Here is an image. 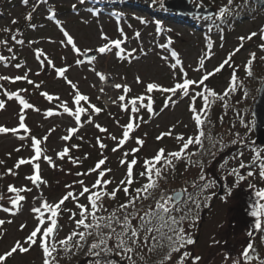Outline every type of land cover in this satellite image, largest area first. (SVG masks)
I'll return each mask as SVG.
<instances>
[{
	"label": "rangeland",
	"instance_id": "374dc122",
	"mask_svg": "<svg viewBox=\"0 0 264 264\" xmlns=\"http://www.w3.org/2000/svg\"><path fill=\"white\" fill-rule=\"evenodd\" d=\"M12 1V3L8 4L9 0H0V8H3V12L0 10V40H7L8 42L7 45L0 44V55L8 58L14 55L16 59L0 61V75L14 77L27 72L30 79L36 83H43L37 89L25 81H17L15 83L0 81V85L3 86L0 88V99L6 101L5 108L0 110V125L9 128L17 127L20 112L19 103L14 99L8 100L4 95V90L15 92L19 89H27V92H22L21 95L35 107L39 108L40 111L27 110L25 122L31 129V135L37 138L48 135V140L41 147L46 149L47 155L53 157L57 167L52 168L41 159L42 176L47 181V185H41L40 188H36L30 181L25 179L33 171L29 165H22L19 169H16L15 171L18 172L16 176L6 174L7 169L13 168L20 158H30L34 155V152L31 148L30 139L20 140L18 138L19 135H25L23 131L17 135H12L11 133L0 134V161H4L3 164H0V193L5 197L4 200H0V204L5 207H11L8 197L14 194L7 192L8 185L32 188L31 192L23 193L26 196V200L22 202L21 208L15 216L0 211V219L13 221L11 224L6 223L3 228H0V231L6 233L0 239V253L6 251L14 241L23 240L35 228L37 224V220L35 219L36 214L31 209L40 206L41 200L46 198L50 203H54L67 191L79 192L80 185L74 182L81 179L89 186L94 183L97 178L96 173H92L89 176H77L76 173L87 172L103 156L107 157L106 164L103 167L112 169L105 177L106 179L114 180V183L108 186L109 190H111V188L115 187V183L125 176L126 166H122L120 160L125 151L136 147L135 137L145 139L144 147L137 154L140 158L139 164L134 169L135 178H137V174L143 170L140 165H142L144 158L154 156L160 148H165L166 151H178L181 145L175 139L176 135L183 134L185 139H187V137L197 134L196 125L191 118L192 113L189 111L190 99L188 97L178 99L175 104L170 103L169 107L161 113L159 109L163 107L164 96L155 93L154 110L158 114L151 115L146 110H142L140 115L145 122L140 123V127L133 134L134 138L129 140L123 148L113 152L112 149L116 146V142L109 138V133L119 138L122 133L119 125H124L129 120L128 114L119 106V101L117 103L112 102L119 95L123 94L122 89L117 90L112 87L114 83H127L130 85L132 88L130 96L142 94L145 84L151 81L171 86L174 80L173 70L169 67V64L174 61L169 53L173 49L179 53L183 61L184 70L188 73V78L198 80L203 70L198 72L195 69L198 67L199 59L205 57L209 52L207 47L209 42L213 45L210 50L212 55L210 59L205 60V67L211 71L227 57L228 53L240 45L241 41L239 37L247 36L251 32L259 33V30L264 27V18H262L257 21L244 20L234 28L221 27L213 29L212 27L204 26V19H195L191 23L186 22L187 15L181 21L162 19L148 12L152 7L147 3L142 5L144 6L143 9L140 7L141 5H136L135 3L126 5V7L122 5L113 8L106 6L104 1H100L102 7L93 9L85 3L81 4L79 0H48V3H39L37 10L33 12L32 19L29 22L26 21L25 17L29 12H32V6L34 3H38V0H29L27 6L22 3V0ZM216 2L217 5L213 7L216 13L212 18L218 15L219 9L222 7L228 9L224 15L226 16L227 13L231 12L229 11L230 7L235 6V2L238 5L243 0H233L231 5H229L228 0H216ZM74 4L77 6L76 9L72 7ZM191 4L195 5V2H191ZM92 5H97V3ZM49 8H54L57 13V19L73 35L78 46L82 49H95L105 43L101 39V32L113 39L120 38L119 29L123 28L127 40L122 46L126 48V52H131V56H126L122 60L111 53L104 55L96 54L98 56L95 62L97 71L109 77L107 82H101L89 70V65L77 66L75 64L77 56L72 52L70 47L61 46L59 42L64 37L55 21L48 19L50 15L48 12ZM93 12L98 13V15L93 14ZM140 18H143L146 23H141ZM13 20H16L17 23L13 24ZM32 25H35V27L33 28ZM158 27L159 31H157ZM4 28L11 29V32H4ZM17 29H19L20 33L17 35V40H23V44H18L11 38ZM137 32L140 34L139 38L136 36ZM169 39L172 41L171 45L167 49L161 48L160 45L167 44ZM30 41L33 43H30ZM262 43H264V40H261L259 34L251 40L243 41V48L233 57L234 65L238 66L237 89L230 95L225 96L223 100H216L208 113L211 123L206 122L204 131L206 130V126L212 124V128L215 131L219 132L221 136L225 135L223 137L225 143L234 141V139H242L245 143L250 137L249 135L254 124L252 106L256 99L253 87L259 90L261 84L257 85L255 83L258 80H264V74L260 75V71H264V60L260 59V57H264V50L260 48ZM9 47L12 49L11 52L8 51ZM37 48L44 50L57 67L71 65L67 73L69 79L78 82L80 90L90 97L91 103L104 109L99 115L92 116L93 124L87 123L86 116H82L81 123L83 126L70 141H63L61 137L66 134L67 128L75 126L74 119L67 114L46 117L44 115L45 111L49 108L55 109V104L58 102L49 103L40 93L47 91L50 94L59 95L62 100L68 101L71 106V89L62 79L56 77L52 68L48 67L41 70L39 61L35 58V50ZM133 49H136V51L132 52ZM253 52L256 54V60L253 64V75L249 77L245 72L244 65L249 59V54ZM163 56H168V60L162 59ZM17 63L21 64L22 67L16 68L15 65ZM261 65H263L262 68L260 67ZM38 72L39 75L36 74ZM231 74L232 68L225 66L221 72L206 81V84L217 93L223 94L225 89L230 85ZM137 76L144 81L143 84L135 82ZM101 88L104 89L103 92L100 91ZM174 99L176 98L174 97ZM196 105L197 107L202 106V101L199 98L196 100ZM241 119H243L244 124L241 123ZM117 121L119 124H117ZM95 123H100L106 127L108 133H100L94 127ZM173 125H175L174 128ZM49 129L55 130L49 135ZM169 129H172V136H165L161 140L156 139L161 133H165ZM237 133L239 134L238 136ZM79 137H83V140ZM97 137H101L102 142L107 145L105 149L101 150L99 148ZM202 142L204 146V138H202ZM68 144L79 145L78 149L74 148L71 150L70 155L73 158H79L80 163L73 164L67 157L64 160L56 158V153ZM195 146H190V153H194ZM17 148H20L19 152L15 150ZM200 148L203 147L200 146ZM236 148H239L243 153L242 156H237L238 152H234ZM241 148V146L236 147V144L233 143V146L226 149V153H223L222 148L214 145V157L207 166L199 164L187 165L185 162L184 165L180 164L178 168L181 167L183 170L181 169L182 173L180 174L178 184L183 185L191 179L190 183L194 185L195 182L197 185L201 181L200 176L202 174L205 177L204 181L211 182L212 172H214L216 167L221 171L223 178L231 182V187L244 186L256 191L264 188V180H261L258 175V165L251 169L256 174L248 177L250 183L245 179L237 182L238 177L230 174L233 169H239L241 160L246 165H249L255 154L251 150V146ZM86 155L87 158L85 159ZM262 157H264V152H262ZM131 158V156L128 157L129 160ZM244 169V174L247 175L249 169L247 167ZM239 172L242 175L241 169H239ZM65 185H73V187L69 189ZM250 185H254L255 187H250ZM194 188V186H190V188L184 189L190 191ZM41 193H43L42 196ZM229 200V198H224L217 201L218 203L213 207L212 212L210 211V214L206 215L204 227L200 234V242L194 244L196 248L190 249V253L195 252L196 256L201 257L198 264H206L205 260L208 258L202 256L206 255V248L214 241L219 226L224 223L223 219L226 218L227 212L225 202H229ZM79 202L87 204L86 199L83 197L80 198ZM112 202L111 200H107L105 204L108 205V208H111L108 203ZM254 202L255 200H253ZM62 207L76 212L77 216L75 219L78 220L80 218L78 215L79 209L76 208L75 203L71 199L66 201ZM64 216L63 219L62 215L59 217L58 223L61 227L52 238L56 243L57 252L63 251L62 246L59 245V240L64 239L74 230H80L76 228L74 220L70 219V212H65ZM22 224L26 225L23 230L20 228ZM187 225L184 221V228ZM196 236L197 233L193 235V238L195 239ZM182 253L183 251L180 254H174V262L179 260L176 256L178 254L180 256ZM107 257H110V255ZM8 264H42V250L38 246H33L28 253L15 255L14 258L8 261ZM78 264H85V261H80ZM88 264H91V261ZM185 264H189V262L186 261Z\"/></svg>",
	"mask_w": 264,
	"mask_h": 264
},
{
	"label": "snow or ice",
	"instance_id": "6c2138e0",
	"mask_svg": "<svg viewBox=\"0 0 264 264\" xmlns=\"http://www.w3.org/2000/svg\"><path fill=\"white\" fill-rule=\"evenodd\" d=\"M81 4L85 3V0H79ZM155 2V0H154ZM233 0H228L229 5H231ZM24 5L29 4V0H22ZM39 3H48V0H38V3H34L32 6V12H29L25 19L26 21H31L32 14L37 10ZM73 9H76L74 4ZM228 11L226 7L219 9L218 15L223 17ZM48 16L49 20H54L57 27L63 34L64 39L59 43L63 47H70L72 52L77 56L75 64L77 66L87 64L90 66L89 70L92 71L101 82H107L109 77L97 71L95 67V62L98 59L96 54H114L120 59H125L126 56H131V52H126V48L122 45L125 44L127 36L124 33L123 28L119 29L120 38H110L101 32V39L105 41L101 46L92 49L84 48L78 46L77 41L70 34L68 30L65 29L63 24L57 19V13L54 8H49ZM93 14L98 15V13L93 12ZM209 18H211L209 16ZM141 23H146L143 18H140ZM13 24L17 21L13 20ZM34 28L35 25H32ZM159 27L157 31H159ZM4 32H11V29L4 28ZM19 29L16 33L12 35V40L18 44H23V40H17V35H19ZM260 35L261 40H264V27L257 32H251L247 36L239 37L241 41L240 45L235 48L232 52L228 53L227 57L211 71L207 70L205 67V60L211 58V49L213 47L212 43L209 42L207 47L209 52L205 57L199 59L198 67L196 71H201L202 75L198 80H193L188 78V73L184 70L183 61L181 60L179 53L176 50H170V56L174 62L169 64V67L173 70V80L174 83L171 86H165L157 81L147 82L144 87V92L135 96H130L132 88L127 83H114L112 87L117 90L122 89L123 94L119 95L113 103L119 101V106L126 112L129 116V120L124 125H119L122 129L121 136L118 138L115 135L109 133V138L116 142V146L112 149L113 152L118 151L123 148L124 145L131 139H133V134L136 129L140 127L143 117L140 115L142 110H146L151 115H157L158 113L154 110V94L159 93L164 96L163 107L159 109V112H163L171 104H175L176 101L182 97H188L190 99L189 111L192 113V120L194 121L197 129V134L195 136H189L187 139L183 134L175 136V139L180 142V148L178 151H166L165 148H160L157 150L156 154L151 157H146L143 159L142 165L140 167L143 169L139 172V176L146 180V183L139 187H133L137 183L135 180V167L139 164L140 158L138 153L145 145V139L141 137H135L136 147L131 148L129 151L123 153V157L120 160L122 166H126V173L123 179L115 183V187L109 190V185L114 183L113 179H106V175L112 171V169L103 167L106 164L107 157L103 156L99 159L95 166L88 169L87 172H77V176H89L92 173H96V180L90 186L85 183L83 179L75 181V184L80 185L79 192L67 191L57 202L50 203L46 198L41 200L40 206L33 207L31 211L36 214L35 219L37 224L35 228L23 239L16 240L14 243L3 253H0V264H8L11 258H14L17 254L28 253L33 246H38L42 250V264H59L56 257L53 255L57 252L56 243L52 240L55 233L61 227L58 223L59 217L63 212H70V219H73L77 229H83V231L74 230L64 239L59 240V245L62 246L65 252H70L72 248L80 249L84 247L87 242V238L92 236L93 242L90 244L88 249V254L94 257H100L102 254L104 256L116 255L120 257L121 261H127L128 264H137V261L133 258L138 256L140 261L147 264L146 254H144V249H147V253H156L162 251L165 248L166 252L161 256L159 264H169L173 260V253H180L181 249H186L187 246L194 245L196 243L195 239L191 233L187 232L183 226L184 221L192 220L195 221L198 217L192 214V209L182 207L180 201L186 194L187 190L175 192L174 195H169L164 191L159 192V198L155 197V193L160 189V181L167 180V173L169 171H174L176 168V161H181L189 158L194 153H189L188 150L191 145H199L203 147L202 138L209 139L212 142V137L210 134L204 131V126L206 122L211 123L208 118V113L211 109L212 104L216 100H223L225 96L230 95L237 89V69L238 66L234 65L233 57L243 48V41L251 40L253 37ZM139 32L136 33L137 38H139ZM222 38V37H221ZM7 40H0V44L7 45ZM30 43H33L30 41ZM171 39L168 40L167 44H161V48L167 49L171 45ZM260 48L264 50V43L260 45ZM8 51L11 52L12 49L9 47ZM133 49L132 52H135ZM141 51H143L141 49ZM93 53V54H90ZM35 58L39 61L41 70L45 68H52L58 79H62L71 89V106L68 101L61 99L59 95L50 94L47 91H42L40 93L49 103L58 102L55 104V109L49 108L45 111L44 115L46 117H53L56 115L67 114L72 117L75 121V126L69 127L66 130V134L61 137L63 141H70L83 126L81 123L82 116H86L87 123L93 124L92 116L99 115L104 109L98 107L96 104L91 103L90 97L84 94L79 86L78 82H74L69 79L67 73L71 65H65L62 67H57L53 60L47 56L44 50L37 48L35 50ZM9 59H16L13 55L11 58L0 55V61H7ZM162 59L168 60V56H163ZM264 60V57H260ZM256 60V54L250 53L249 59L244 65L246 74L251 77L253 75V64ZM7 66V64H5ZM225 66L232 68V74L230 78V85L225 89L223 94L217 93L214 89L210 88L206 81L211 77L215 76L217 73L221 72ZM16 68L22 67L21 64L17 63ZM30 71V70H29ZM39 75V72L36 73ZM0 81H8L10 83H15L17 81H25L29 85H33L35 88L39 89L41 87L40 83H36L29 78L27 72L23 75H16L10 77L7 75H0ZM135 82L137 84H143L144 81L137 76ZM3 86L0 85V88ZM95 87V85H93ZM199 89V90H197ZM101 92L104 91L103 88L100 89ZM22 92H27V89H19L15 92H9L4 90V95L8 100H15L20 105V112L18 115V126L17 127H7L0 125V134L17 135L21 131L25 135H19L20 140L30 139L31 148L34 155L30 158H20L14 165L13 168L7 169L6 174L13 176L18 175L15 171L19 169L22 165H29L32 168V174L25 177L26 180L30 181L32 185L36 188H40L41 185H47V181L42 176L41 170V159L46 162L50 167L56 168L57 165L52 156L46 154V149L42 148L41 145L48 140V135L41 138L31 135V129L26 124V111L33 110L39 112L40 109L35 107L30 103L24 96L21 95ZM174 97L176 99H174ZM199 98L202 101V106L197 107L196 100ZM86 105V106H85ZM6 106V101L0 99V110H3ZM223 119V118H221ZM241 123L244 124L243 119ZM117 124L119 122L117 121ZM246 126V125H245ZM94 127L99 130L100 133H108V129L102 126L100 123H95ZM175 125H173V128ZM55 129H49V135ZM172 129L165 133H161L156 139L161 140L165 136H172ZM239 134L237 133V136ZM83 140V137H79ZM97 144L101 150L105 149L107 145L102 142L101 137H97ZM233 143H236L234 140ZM240 143L243 144L244 141L241 139ZM255 145V142H252ZM23 147V145H22ZM78 149L77 144H68L62 148L61 151L56 153V158L59 160H64L66 157L72 161L73 164L80 163L79 158H73L70 155L72 149ZM17 152L20 148L15 149ZM254 156L252 157L251 163L246 165L242 160L239 164V169L251 168L258 164V175L261 180H264V159H262V152L264 149L258 147H253ZM10 155V154H9ZM238 155L242 156L243 153L240 152ZM131 156V160L128 157ZM87 155L85 156V159ZM4 161H0L3 164ZM239 169H233L232 173L238 177V181H243L245 179L244 175H241ZM187 170V169H185ZM256 173L252 170L247 172L248 177H252ZM205 177L202 174L200 180H204ZM194 187H200L201 191L211 187V184L196 185L194 182ZM66 188L71 189L73 185H65ZM250 187H255L250 185ZM32 188L27 186L16 187L14 185H8L7 192L14 195L8 197V202L11 207H5L0 204V211L8 213L15 216L22 205V202L26 200V196L23 193H29ZM123 192L126 200L122 203H118L115 208L111 210L105 206V200L117 201L118 193ZM228 194L231 192L229 190ZM43 193H41V196ZM212 195H215L213 193ZM86 199L87 204H81L80 198ZM255 197L257 198L252 206V211L250 215L255 218L254 228L257 231H264V188H260L255 191ZM5 197L0 193V200H4ZM71 199L76 208L79 209V219H75L77 216L76 212L71 209L63 208L62 206L66 201ZM148 199H153L155 201L154 206H149V209L142 211L137 208L138 202H143ZM188 199L191 200L192 197L189 195ZM206 199H211V197H206ZM195 202V201H193ZM186 206L187 201H184ZM196 207L199 208L200 204L196 203ZM106 213V215L104 214ZM174 213H181L179 216ZM12 220L0 219V228L8 223L11 224ZM26 225L22 224L20 226L23 230ZM6 233L0 231V239L4 237ZM249 236L252 235L251 232L248 233ZM109 241L113 243L110 245ZM140 251H137V250ZM255 248L253 243H248L247 246L242 250L241 256L243 258L242 264H252V261H256V264H264V259H261L259 255H253ZM230 257L225 254V260L227 261ZM201 257L194 256L189 251L185 250L179 256V260L176 264H185L186 261L189 264H198ZM94 264H119L118 261L108 259L101 261L100 259L95 260ZM233 264H241L239 259H234Z\"/></svg>",
	"mask_w": 264,
	"mask_h": 264
},
{
	"label": "trees",
	"instance_id": "16d2710c",
	"mask_svg": "<svg viewBox=\"0 0 264 264\" xmlns=\"http://www.w3.org/2000/svg\"><path fill=\"white\" fill-rule=\"evenodd\" d=\"M100 1H104L106 6L109 7H117V6H124L126 7V5H132V3H135L136 5H141L140 7L143 9L144 6H142L143 4L147 3L149 4L152 8L151 10H147L149 13H153L154 15H157L158 17H161L162 19H167V20H176V21H181L182 19H184V17L178 15L176 12H173L171 10H169L166 7L165 2L167 0H85V4L87 6L96 8V7H101L102 5H100ZM193 3L195 2V4L197 6H202L205 8H213L217 5L216 0H191ZM12 0H9L8 4L12 3ZM94 3L97 5H95L96 7L92 6L91 4ZM4 7V6H3ZM148 7V6H147ZM1 12H3V8H0ZM154 10V11H153ZM231 12L227 13L226 16L220 17L218 15H216V17L211 18V19H204L205 20V25L204 26H208V27H212L213 29H219L221 27H228V28H234L236 26H238L239 24H241L244 20H251V21H257L260 20L262 18H264V0H243L242 3L238 4L235 2V6L230 7ZM63 12V11H62ZM218 17V18H217ZM197 19L196 17H186V22L191 23V21L193 22V20ZM31 24V23H29ZM190 25V24H189ZM28 42V41H26ZM261 68L263 67V65L260 66ZM257 72H259V70H257ZM264 74V71H260V75ZM262 83V81L258 80L256 81L255 84L260 85ZM253 93L256 94L258 93V89H256V87H253ZM253 124V123H251ZM206 133L210 134V136L212 137V142L209 141V139L204 138V146L203 148H200L199 145L195 146V150H194V154L191 155L189 158H186L184 160H181L179 162H175L176 163V168L174 171H169L167 173V180H161L160 181V189L154 194L156 198H159V192L162 190L167 194H171L172 192H174L176 189H181V188H190V186H193L191 182V179L187 181V183L182 184H178L179 183V178H180V174L182 173L181 169L183 170V168L178 166L184 165V162L187 165L190 164H199V165H203V166H207L210 163V160L214 157V145H218L220 148H222L223 153H226V149L231 148V146H233V141H230L228 143H225V139L223 138L225 135L221 136V134H219V132L215 131L212 128V124L206 126ZM249 139H247V142L243 143V145H241L240 140L238 139H234L236 141V147L241 146L243 148L251 146V150L253 149V147H258V148H262L256 145H253L252 142H254V136L252 131L250 132L249 135ZM233 140V139H232ZM223 146V147H222ZM225 147V148H224ZM189 152V150H188ZM234 152H238V154L241 152L239 150V148H236V150ZM190 153V152H189ZM239 156V155H237ZM264 159V158H263ZM227 166V165H224ZM224 168V167H222ZM212 176V181H204L201 180L200 183H198L197 185H203V184H211L212 186L209 188H213L216 187L218 185V182L221 181V179L223 178L221 171L218 170L215 167V170ZM138 177L135 178V180L137 181L136 184L133 185V187H139L142 184L146 183V180L143 177H140L139 174H137ZM188 195H190L192 197L191 200L188 199ZM205 194L203 191H201L200 187H195L192 190H188V194L187 196L184 198V200L181 203L182 207H185V209H192V214L196 217L199 218V213H200V209L201 207L197 208L196 207V203H201L203 202L202 200H200V197H205ZM211 196V194L209 195ZM126 200V197L124 196L123 192L118 193V199L117 201H113L112 203H108L111 208H108V205L105 204V206L108 209H112L115 208L117 206L118 203H122ZM184 201H187V204L185 206ZM195 201V202H193ZM105 203H107V200H105ZM155 201L153 199H148L145 200L143 202H138L137 203V208L141 209L142 211H146L149 209V206H154ZM106 215V213H104ZM175 215L179 216L181 213H174ZM62 215V219L65 217V212H63ZM61 220V219H60ZM191 222L192 220H186L185 222ZM184 224V223H183ZM79 231H83V229L81 228ZM93 237L89 236L87 238V242L84 244L83 248L80 249H76V248H72V250L70 252H65L63 251H59V252H55L53 255L56 257V260H58L59 264H78L80 261H82L83 259H85V257L89 258V261H91V264H94L95 260L100 259L101 261L104 260H108V259H112V260H116L119 262V264H128L127 261H121L119 256H116L114 254L110 255V257L108 259H105L106 256H104L103 254L100 257H94L88 254V249L90 244L93 242ZM113 242L109 241V244L111 245ZM137 251H140L139 249ZM167 249L165 248L162 251H158L156 253H147V249H144V254H146V260H147V264H159L160 258L161 256L164 254V252H166ZM183 251V249H181V252ZM173 253V257H174ZM180 254V253H179ZM179 254L176 256V258L179 259ZM87 258V259H88ZM136 261L137 264H144L143 261H140L138 256H134L133 257ZM174 258L172 261L169 262V264H176V262H174ZM88 264V263H86Z\"/></svg>",
	"mask_w": 264,
	"mask_h": 264
},
{
	"label": "flooded vegetation",
	"instance_id": "af4514ba",
	"mask_svg": "<svg viewBox=\"0 0 264 264\" xmlns=\"http://www.w3.org/2000/svg\"><path fill=\"white\" fill-rule=\"evenodd\" d=\"M244 171L245 169H241L242 175L245 176V180L250 183ZM221 183H223L222 187L209 188L210 191L215 193V195H212L213 202L210 204L200 203L202 209H200L199 218L189 222L185 227L186 231L191 233L192 236L197 233L195 244L199 243L206 215H209L210 211L212 212L213 207L218 203L217 201L229 198L232 202L230 200L229 202H225L227 212L225 215L226 218L223 219L224 223L219 226L214 241L206 248V255L202 256L208 258L205 260V263L233 264L234 259H239L242 264V250L250 242L253 243L255 248V252L252 254L259 255L260 258L264 259V231H257L254 228L255 218L250 215L252 206L255 203H253V200L256 201L257 199L254 193L256 190H251L244 186L231 187V182H229L228 179H223ZM224 184L226 185L224 186ZM229 190L231 192L230 195L228 194ZM261 203H264V201H261ZM249 232L252 233L251 236L248 235ZM194 248H196V245H190L187 246L185 250ZM192 254L194 256L197 255L195 252ZM225 254L230 257L227 261L225 260ZM254 262L256 261H252V264H254Z\"/></svg>",
	"mask_w": 264,
	"mask_h": 264
},
{
	"label": "water",
	"instance_id": "95a60500",
	"mask_svg": "<svg viewBox=\"0 0 264 264\" xmlns=\"http://www.w3.org/2000/svg\"><path fill=\"white\" fill-rule=\"evenodd\" d=\"M165 4L169 10L178 12L183 16H212L215 13L212 9L195 7L194 4H191V0H167ZM252 113L254 117L253 132L256 144L264 146V81L259 89L258 97L254 102Z\"/></svg>",
	"mask_w": 264,
	"mask_h": 264
}]
</instances>
